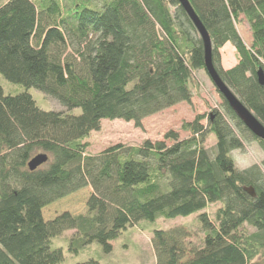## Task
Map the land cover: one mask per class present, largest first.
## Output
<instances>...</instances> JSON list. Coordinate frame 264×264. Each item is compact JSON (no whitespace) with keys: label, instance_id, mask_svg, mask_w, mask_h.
Wrapping results in <instances>:
<instances>
[{"label":"trees","instance_id":"16d2710c","mask_svg":"<svg viewBox=\"0 0 264 264\" xmlns=\"http://www.w3.org/2000/svg\"><path fill=\"white\" fill-rule=\"evenodd\" d=\"M82 0H7L0 6V75L42 91L69 112L45 111L28 92L0 85V264H60L53 240L75 231L70 251L93 242L104 253L142 220L201 213L204 247L186 261L182 230H155L158 264H264V161L239 170L231 153L256 141L224 100L225 112L199 114L165 141L118 143L89 154L90 134L103 120L142 121L190 103L195 75L205 71V46L179 0H113L102 9ZM212 41L223 82L264 126V0H189ZM245 19L249 46L237 25ZM231 43L239 63L221 65ZM80 108V115L72 110ZM208 120L207 125L203 124ZM216 144L207 148L209 135ZM45 154L36 170L29 162ZM92 188L86 212L45 209ZM254 188L253 197L247 188ZM221 203L216 222L207 208ZM248 227L254 229L249 232ZM78 264H101L89 259Z\"/></svg>","mask_w":264,"mask_h":264},{"label":"rangeland","instance_id":"374dc122","mask_svg":"<svg viewBox=\"0 0 264 264\" xmlns=\"http://www.w3.org/2000/svg\"><path fill=\"white\" fill-rule=\"evenodd\" d=\"M7 0H0V6ZM113 0H82L88 8L102 9L104 6L112 3ZM237 29L246 43L250 45L252 41L251 28L248 22L243 19L237 25ZM233 52L230 56L229 51ZM221 65L224 70H231L239 63L237 49L227 43L219 51ZM231 57L232 61H230ZM195 83L198 85L194 91V96L190 103L180 102L170 108H167L157 114L145 118L142 121V127H136L134 122H126L120 119L103 120L100 129L90 134L86 142L89 143L88 153L97 154L108 146L123 143L129 145H141L144 141L152 142L165 141L168 145L170 141L165 139L169 131H176L181 138L190 136V133L182 129L184 122L193 121L197 115H208L213 110L220 113L225 112L224 100L209 75L205 71H197ZM0 85L7 94H18L28 91L35 99L39 108L45 111L69 112L68 108L59 102L56 98L39 91L37 89L26 90L23 86L12 84L0 75ZM82 110L75 108L73 115H80ZM208 120L203 124L207 125ZM216 139L209 135L206 146L213 150ZM242 150H235L231 153L239 170H244L252 165H262L264 161V150L256 141H247ZM92 193V188L80 190L77 193L62 199L53 205L47 207L44 211L46 218H54L55 214L68 211L73 215L85 213L86 201ZM222 206L221 203L211 204L207 208L210 220L216 222V213ZM201 213L193 214L188 217H177L175 219H157L155 221L142 220L134 227L124 231L123 234L113 242V250L110 253H104L99 243L93 242L78 253L70 251V241L75 231H68L64 235L56 237L53 240L54 247H61L64 252V261L60 264H78L91 258L99 260L101 264H158L156 249L153 244V235L155 230L169 231L179 229L186 234L182 237V244L185 248L184 258L186 261L194 256L204 247L205 232L202 222L199 218ZM57 215H55L56 217ZM249 232L255 230L248 227Z\"/></svg>","mask_w":264,"mask_h":264},{"label":"water","instance_id":"95a60500","mask_svg":"<svg viewBox=\"0 0 264 264\" xmlns=\"http://www.w3.org/2000/svg\"><path fill=\"white\" fill-rule=\"evenodd\" d=\"M185 10L188 12L194 23L199 29L201 37L204 41L205 46V69L210 79L212 80L214 86L220 93V95L227 101L229 107L233 110L239 120L245 125V127L250 130L258 139L264 141V126L260 124V122L255 118L253 113L249 111L243 104L239 101V99L233 94V92L227 87V85L223 82L220 74L213 64L212 59V41L211 38L200 22L198 16L196 15L194 9L192 8L189 0H179ZM259 82L264 85V71L259 70L258 72ZM48 161V156L45 154H40L34 157L29 162L30 170H36L44 163ZM247 192H249L253 197L256 196L254 188H247Z\"/></svg>","mask_w":264,"mask_h":264},{"label":"bare ground","instance_id":"6f19581e","mask_svg":"<svg viewBox=\"0 0 264 264\" xmlns=\"http://www.w3.org/2000/svg\"><path fill=\"white\" fill-rule=\"evenodd\" d=\"M229 51V54H230V56H232V54H233V52L231 51V50H228ZM230 58V61H232L231 59V57H229ZM30 169V168H29Z\"/></svg>","mask_w":264,"mask_h":264}]
</instances>
